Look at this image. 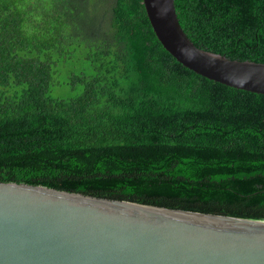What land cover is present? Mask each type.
I'll list each match as a JSON object with an SVG mask.
<instances>
[{"label":"trees","instance_id":"1","mask_svg":"<svg viewBox=\"0 0 264 264\" xmlns=\"http://www.w3.org/2000/svg\"><path fill=\"white\" fill-rule=\"evenodd\" d=\"M175 6L198 48L264 63V0ZM0 182L264 218V95L185 68L143 0H0Z\"/></svg>","mask_w":264,"mask_h":264},{"label":"water","instance_id":"2","mask_svg":"<svg viewBox=\"0 0 264 264\" xmlns=\"http://www.w3.org/2000/svg\"><path fill=\"white\" fill-rule=\"evenodd\" d=\"M143 3L156 36L185 68L264 95V63L195 46L175 0ZM0 264H264V218L0 182Z\"/></svg>","mask_w":264,"mask_h":264},{"label":"rangeland","instance_id":"3","mask_svg":"<svg viewBox=\"0 0 264 264\" xmlns=\"http://www.w3.org/2000/svg\"><path fill=\"white\" fill-rule=\"evenodd\" d=\"M81 61L72 62L71 65L62 68V71L55 75L54 81L51 86L50 94L55 97H70L77 94L80 90L78 87H74L70 84V73L72 70H79Z\"/></svg>","mask_w":264,"mask_h":264}]
</instances>
